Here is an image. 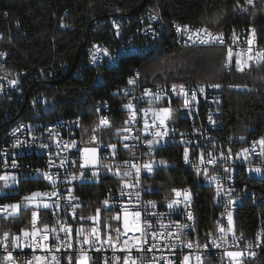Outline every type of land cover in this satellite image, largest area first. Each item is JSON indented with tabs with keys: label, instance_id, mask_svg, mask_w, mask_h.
<instances>
[{
	"label": "built area",
	"instance_id": "2783aa9c",
	"mask_svg": "<svg viewBox=\"0 0 264 264\" xmlns=\"http://www.w3.org/2000/svg\"><path fill=\"white\" fill-rule=\"evenodd\" d=\"M257 0H253V4ZM249 6L248 0L246 1ZM239 9L244 11L246 6L240 4ZM159 13L150 6L146 7L136 18L131 20L128 15L118 14L108 17L103 25L110 26L117 34L118 43L113 47L104 44H95L84 52L81 60L66 61V67L55 69V61L46 67L36 71L37 77L48 80L47 88H51L60 78L75 75L76 78L86 77L89 69L87 64L93 66L101 73L110 69V63L119 56V51L127 49H145V47L160 46V31L157 28V16ZM177 26L182 29L187 26L191 32L198 29H207L213 35H222L223 43L212 42L201 44L188 39L187 32H178ZM171 34L178 46L188 49L200 47H220L233 52L232 62L228 63V70H238L236 60H246L249 55L247 49L250 47L246 41L252 38V29H255V41L251 46L252 55L255 56L259 50L264 49V37L255 27H246L241 30L218 31L208 28H195L185 25L177 20L171 21ZM235 34V40L233 37ZM203 36V32L200 33ZM104 49L108 50L105 54ZM0 176L14 174L17 176V184L12 187L11 182L0 180V220L11 217V208L3 209L5 205H14L23 192L21 200L34 192L55 193L37 198V202H43L38 208L47 210L51 221L46 225H39L40 233L34 239L30 236L24 239L23 232H15L7 241L0 237V264H37L34 257H47L44 264H57L52 259L57 258L59 264L68 263V257H72L71 264H79L81 248L89 257V264H125V258L130 257L136 264H184V257H189V264H205L206 259L214 258L217 264H234L226 255V252L240 251V264H246V260H254L264 256V231L255 233L249 238L238 234L235 219L236 213L246 204L254 207L264 205V145L259 141L264 133L255 135L247 140L245 144L233 153L225 151L222 139L219 135L222 109V89L210 87L218 84L214 82H156L155 78L145 81L140 69H135L129 79H134V84L118 85L115 89L107 91L96 105L98 115V140L96 143L99 156L107 165L89 166L81 155L79 143L81 120L61 118L58 122L38 119L35 122L24 121L22 125H13L14 112L36 113L40 115L38 107L45 112L49 102L46 91L31 94L30 87L33 81L29 71L21 70L13 74L5 73L2 64L7 53L0 49ZM239 54V55H238ZM110 57L112 59H110ZM95 58V62H93ZM251 65L255 61L249 62ZM84 70L86 72L84 73ZM98 79H96L95 83ZM10 81H16L15 84ZM173 85L177 90H172ZM179 85H184L188 96L179 94ZM204 91L200 92L199 87ZM196 90L195 100L191 99L192 91ZM146 92L159 93L160 99L155 100L152 96L145 95ZM117 94L126 98L125 105L130 102L133 108H124L127 113L126 128L121 136L120 147L112 141L102 139V134L111 127V100ZM189 102L185 104V100ZM170 108L172 118L166 121V127L156 121L153 124L151 111L145 116L148 109L159 110ZM133 112L135 118L132 119ZM107 121V126L101 121ZM145 120L150 127L145 129ZM14 130H16L14 132ZM159 130L167 131L168 135L156 137L154 133ZM127 137V139H125ZM159 143H156V141ZM152 141V144L148 142ZM19 146L17 147V143ZM256 142V143H254ZM115 145V148L109 147ZM127 145V147H125ZM46 146V147H44ZM180 147L183 149L179 162L188 171L201 179V184L208 185L215 194L217 207V232L209 235L202 241L192 239L195 230V212L193 207L194 192L190 188H176L182 192L187 190L191 194L190 201L181 203L169 209L167 203L158 205L160 189L150 185V180L165 170L176 168L177 162L159 161L155 158L158 150L164 147ZM185 149L188 150V160L184 158ZM243 149H249L244 153ZM203 154L204 162H201ZM215 158V164H209V159ZM15 163L16 167H13ZM151 164L152 171L149 172L143 166ZM137 168L140 169L137 173ZM260 168V172L255 169ZM217 179L211 181L205 179L204 172ZM48 174L55 180L52 183ZM82 174V175H81ZM76 177V179H73ZM102 179L112 180L116 186L105 188L101 193L103 208L112 211L110 224L112 227L103 228L100 222L94 221V216H81L79 214L82 204L78 196V187L84 183H94ZM37 185L27 188L26 185ZM139 194V196H137ZM171 198L175 199V193ZM183 200V196L180 197ZM20 200V201H21ZM108 201L107 204L104 202ZM155 202L152 207L148 202ZM170 202V201H169ZM50 207H44V205ZM129 212L140 211L141 228H147V243L141 232L126 231L122 226L124 209ZM156 213V215H152ZM191 213V219L188 214ZM163 214V215H161ZM231 215V223L229 222ZM119 216V219H115ZM150 222L151 227H148ZM179 225H187L180 228ZM97 229L99 240L93 233ZM223 228L224 231H220ZM31 229V228H30ZM119 229V233L117 232ZM2 229H0V232ZM48 240L40 239L45 234ZM103 231H107L103 234ZM157 234L153 239L152 233ZM19 236V247L14 244V238ZM111 237V243L108 238ZM90 240L92 244L84 243ZM128 241V245L124 241ZM139 241V243H138ZM215 241V243H213ZM191 242L192 247H187ZM39 243L41 247L33 245ZM5 244L7 247L5 248ZM44 244L48 249L43 248ZM68 244L72 247L69 248ZM155 244V247L152 245ZM94 245V246H93ZM218 245V246H217ZM143 249L141 251L140 249ZM96 249H100L97 251ZM12 254L13 260H8V253ZM254 253L255 255H251ZM200 260H197V257ZM119 259H116V258Z\"/></svg>",
	"mask_w": 264,
	"mask_h": 264
},
{
	"label": "trees",
	"instance_id": "16d2710c",
	"mask_svg": "<svg viewBox=\"0 0 264 264\" xmlns=\"http://www.w3.org/2000/svg\"><path fill=\"white\" fill-rule=\"evenodd\" d=\"M247 0H0V49L7 53L2 67L5 73L26 70L32 74L31 94L46 91L49 102L45 112L38 107L36 113L14 112L13 125L21 121L38 119L58 122L61 118L81 120L80 140L98 137L96 105L107 91L125 84L135 69H140L145 81L156 82H214L222 89L223 115L219 135L225 151L237 153L245 140L264 133V62L253 64L244 72L227 69V50L220 47L183 48L174 42L171 21L218 31L241 30L255 27L264 37V0L249 6ZM246 6L244 11L239 5ZM150 6L159 13L167 25V32L160 31V46L145 49L119 51L110 63V69L101 73L87 64L86 77L68 75L52 81L37 77L36 71L55 61V69L66 67V61L81 60L84 52L95 44L113 47L118 43L117 34L110 26L103 25L108 17L128 15L131 20ZM169 28V29H168ZM82 55V56H81ZM86 70H84V73ZM97 82L95 83V81ZM111 127L102 139L121 144L126 128V98L117 94L110 97ZM29 120V121H28ZM243 137V139H241ZM183 149L164 147L155 158L159 161L177 162L171 170H165L150 180V185L160 189L158 205L171 201L172 189L190 188L194 192L195 230L192 239L202 241L217 232V207L212 189L201 184V179L179 162ZM37 185L28 184L33 188ZM116 186L112 180L84 182L78 187L82 208L81 216H99L103 228L112 227V211L103 208L101 193ZM25 192L18 197V201ZM26 215L10 219L13 233L31 227ZM39 225L49 224L50 214L41 210ZM6 218L2 219L5 220ZM1 220V221H2ZM235 224L240 236L249 238L264 231V205L246 204L236 213ZM2 232V231H1ZM107 231H103L106 234ZM63 264H68L64 262ZM73 264V263H72ZM205 264H217L214 258ZM246 264H264V256L246 260Z\"/></svg>",
	"mask_w": 264,
	"mask_h": 264
},
{
	"label": "snow or ice",
	"instance_id": "6c2138e0",
	"mask_svg": "<svg viewBox=\"0 0 264 264\" xmlns=\"http://www.w3.org/2000/svg\"><path fill=\"white\" fill-rule=\"evenodd\" d=\"M248 3L249 4H253V0H248ZM177 31L178 32H181V31L187 32L189 40H193V38L195 37L194 42H199L201 44H208V43H212V42H217V43H223L224 42L223 39H222V35L223 34L213 35L207 29H198V30H196V32H191L187 28V26H185L183 29L180 26H177ZM201 32H203V36L200 35ZM233 37H234V40H235V34L234 33H233ZM254 41H255V29L253 28L252 29V38L248 39L246 41V43L250 46L247 49V52H248L249 55L247 56L246 60H241L240 58H238L236 60V64H237L238 70L244 71L246 67H251V64L249 63L250 61H255V63L257 65L261 64L262 62H264V49L259 50L258 53L255 56L252 55L253 49H252L251 46L254 44ZM103 51L105 52V54L108 53L107 49H104ZM2 55H5V53H0V56H2ZM232 57H233V52H232L231 48H229L228 49V53H227V62L229 64H231V62H232ZM110 59H112V58L110 57ZM93 62H95V58H94ZM10 83L15 84L16 81H10ZM128 83L129 84H134L135 80L134 79H129ZM209 86L210 87H214V88L220 87L219 84H212V85H209ZM172 90L175 92L177 90V86L173 85ZM199 91L203 92L204 91V87L203 86L199 87ZM179 94H182L185 97L188 96V92L185 90L184 85H179ZM145 95L152 96L153 99H155V100H159L161 98L159 93L153 94L151 92H146ZM195 98H196V90H193L192 94H191V99L195 100ZM188 102L189 101L186 99L185 100V104H187ZM125 107H127L129 109H132L133 108V104L130 102L129 104L125 105ZM149 111H151L152 114H153V124L151 125V127H156V121H158L160 125H164L166 127L167 126L166 125V121L172 118V112H171L170 108H162V109H159V110L148 109V110H145V112H144L145 116L148 115ZM134 118H135V112H133V115H132V119H134ZM101 123L104 124L105 126H107V121L102 120ZM149 127H150V125L148 124L147 120H145V129L147 130ZM15 131L16 130H14V132ZM154 135L156 137L163 138L164 136H167L168 133H167V131L161 132V131L157 130L154 133ZM125 139H127V137H125ZM241 139H243V137H241ZM148 143L152 144L153 142L149 141ZM156 143H159V141L157 140ZM254 143H256V142H254ZM259 144L264 145V137H262L260 139ZM16 146L17 147L19 146V142L17 143ZM44 147H46V146H44ZM109 147L115 148V145H110ZM125 147H127V145H125ZM248 151H249V149H243L244 153H248ZM84 152L86 154L91 152L93 155H95L96 149H84ZM184 158H185L186 161L188 160V150L187 149H185ZM200 158H201V162L203 163L204 162L203 154H201ZM93 162H95V161H93ZM207 163L215 164L216 160H215V158H212V159H209L207 161ZM13 167H16L15 163L13 164ZM143 167L146 168L149 172L152 171L151 164H146ZM139 171H140V169L137 168V173H139ZM255 171L256 172H260L261 169L260 168H256ZM44 175L46 177H48L47 173H44ZM204 176H205V179H208V180H211V181H215L217 179L215 176H209L207 171L204 172ZM48 178L50 180H52L53 184H55V180L54 179H52L51 177H48ZM73 179H76V177H73ZM0 180H4L6 182L5 183V187L8 186L7 181H9V180H11L13 183L17 182L15 176H7V175L0 176ZM172 192L175 193V197L176 198L172 199L170 202L167 203V207L169 209H172V208H174V206H178L181 203H185V206H187V202L190 201V199H191V194H190L189 191L185 190V191L182 192L181 190H178V189L174 188V189H172ZM46 195H55V193H51V194L43 193L42 194V193L34 192L30 196L24 197V200L27 203H29V204L35 203L36 207H39L40 205L37 202L36 198L41 197V196H46ZM137 196H139V194H137ZM181 196H183V200L180 199ZM104 203L107 204L108 201H105ZM148 203L151 204L152 207L156 206L155 202L149 201ZM25 207H27V205H25ZM44 207H50V205L45 204ZM8 208L12 209V212H10L9 215H15L16 213H18L20 211L21 206L19 204L3 206L4 210H7ZM152 215H156V213H152ZM161 215H163V214H161ZM129 216L132 217L131 223L129 222ZM140 217H141V212L140 211L129 212V210L127 208H125L124 209V229L126 231L141 232V235L144 237V241L143 242L147 243V228H145V229L141 228ZM188 217H189V219L192 218L191 217V213L188 214ZM119 218H120L119 216L115 217V219H119ZM36 220H37V213L33 212L32 213V223H33L34 226L36 224ZM229 222L231 223V215L230 214H229ZM147 226L151 227L150 222H148ZM179 227L180 228H185V227H187V225H179ZM92 231L96 235V239L99 240L98 230L94 228ZM220 231L223 232L224 229L221 228ZM117 232L119 233V229H117ZM39 233H40V229H34V231L31 232V233L25 231L24 232V239L27 240L31 236L35 240V238L39 235ZM151 235H152L153 239H155L156 236H157V234L155 232H153ZM8 236H9V233H7V232L4 233L3 240L7 241ZM20 239L21 238L19 236L14 238L13 242H14L16 247L20 246L19 243H18V241ZM40 239L44 240V241L48 240V236H47L46 231H45V234L43 236H40ZM108 242L111 243V237L108 238ZM84 243H88L90 245L92 244V242L90 240H87V239L84 241ZM138 243H139V241H138ZM213 243H215V241ZM124 244L128 245V241L125 240ZM33 246L34 247H41V245L39 243H36ZM192 246L193 245H192L191 242H189L187 244V247H189V248H191ZM6 247H7V245L5 244V248ZM42 247L45 248V249H48V245L47 244H44ZM68 247L71 248L72 245L68 244ZM152 247H155V244H153ZM96 250L99 251L100 249H96ZM140 250L143 251L142 248ZM226 255L228 257H230L233 261H235V264H240V260L238 258L241 257L243 255V253L240 252V251H236V252L229 251V252H226ZM251 255H255V254L251 253ZM7 259L10 260V261L13 260L12 254L10 252L8 253ZM34 259L37 261V264H44V262L47 260V257H34ZM52 259L54 261H57V264H59V261L57 260V258L55 256H53ZM67 259H68V264H71L72 257L69 256ZM116 259H119V258L117 257ZM197 260L198 261L200 260L199 256L197 257ZM13 264H14V261H13ZM28 264H31V262H28ZM79 264H89V257L84 253L83 248H81V257L79 259ZM105 264H107V260L106 259H105ZM125 264H136V262L134 260H131L130 257H127V258H125ZM169 264H171V262H169ZM184 264H189V257L188 256L184 257Z\"/></svg>",
	"mask_w": 264,
	"mask_h": 264
},
{
	"label": "rangeland",
	"instance_id": "374dc122",
	"mask_svg": "<svg viewBox=\"0 0 264 264\" xmlns=\"http://www.w3.org/2000/svg\"><path fill=\"white\" fill-rule=\"evenodd\" d=\"M158 15L161 18V22L166 24L164 19L162 18V16L160 14H158ZM227 68H228V66H227ZM97 140H98V137L96 135H94L90 141L82 139V138H81V140L79 139V143H80V147H81V155L85 159V163L87 165H89V166H94L95 167V166L107 165V162L102 161L100 156H99V152H98V149H97V146H96ZM84 149H96V153H95V155H93L91 152L86 154L84 152ZM93 161H95V162H93ZM5 175H7V176H15L16 180L18 179L17 176L14 175V174H5ZM5 175H3V176H5ZM9 182H11L10 185L12 187H14L17 184V182L13 183L11 180H9ZM28 196H30V195H28ZM36 200H37V198H36ZM42 203L43 202H41V201L39 202L40 205ZM15 204H19L21 206L20 211L18 213H16L15 215H12L11 217L6 218L5 220H2V221L0 220V229H2V232H0V237H2V238L4 237V233H6V232L9 233V236H8L9 238L12 236L13 231L11 229V225H12L13 222L11 224H9L10 219L17 218V217H22L23 215H26L25 211H28L31 223H32V213L33 212L37 213V220H36L35 226L32 223L31 227H30L31 229L29 227H26V228H24V232L27 231V232L31 233V232L34 231V229H39L38 214L40 212V208L36 207L35 203H32V204L27 203L24 200V198L21 201H16ZM25 205H27V207H25ZM26 217H28V216L26 215ZM93 220L94 221L99 220V216L95 215ZM131 220H132V217L129 216V222L130 223H131ZM121 225L124 226V213H123V218H122V224ZM129 232H131V231H129ZM233 263L235 264V261H233Z\"/></svg>",
	"mask_w": 264,
	"mask_h": 264
},
{
	"label": "bare ground",
	"instance_id": "6f19581e",
	"mask_svg": "<svg viewBox=\"0 0 264 264\" xmlns=\"http://www.w3.org/2000/svg\"><path fill=\"white\" fill-rule=\"evenodd\" d=\"M157 25H158L160 31H162L163 33L167 32V25L164 24L163 22H161V18H160L159 15L157 16ZM127 50H128V49H127ZM112 63H113V62H112ZM28 121H29V120H28ZM23 122H24V121H21V122L17 123L16 125H22ZM29 122H35V120H33V121H29ZM55 122H56V121H55Z\"/></svg>",
	"mask_w": 264,
	"mask_h": 264
}]
</instances>
